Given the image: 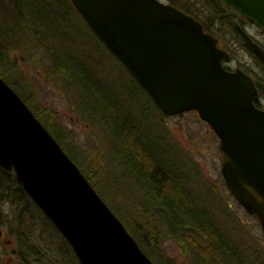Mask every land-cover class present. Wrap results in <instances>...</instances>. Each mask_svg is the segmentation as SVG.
Segmentation results:
<instances>
[{
  "label": "water",
  "instance_id": "1",
  "mask_svg": "<svg viewBox=\"0 0 264 264\" xmlns=\"http://www.w3.org/2000/svg\"><path fill=\"white\" fill-rule=\"evenodd\" d=\"M165 116L197 112L221 140L229 192L264 231V109L253 77L191 15L160 0H70ZM264 30V0H217ZM0 167L81 264H154L80 168L0 76ZM0 229V240L3 237Z\"/></svg>",
  "mask_w": 264,
  "mask_h": 264
},
{
  "label": "rangeland",
  "instance_id": "2",
  "mask_svg": "<svg viewBox=\"0 0 264 264\" xmlns=\"http://www.w3.org/2000/svg\"><path fill=\"white\" fill-rule=\"evenodd\" d=\"M46 1L53 8H45L43 5ZM67 1L75 11L70 0ZM160 1L169 4V0ZM37 3L41 7L40 16L65 17V20H60V30L72 35L75 46H69L70 50L78 57L87 55L91 59L87 66L84 65L86 74L78 68V75L88 84L89 89L86 88V91L89 90L96 97L98 102L95 104L103 106L101 109L108 123L119 129L127 124L136 131L140 130L145 138L151 133L152 137L156 135L157 141L162 140L164 145L174 147L181 163V172L189 177L190 187H193L194 192H198L195 188L198 183L213 187L218 194V204L219 207L222 206L223 212H213L226 226L228 232L225 234L238 247L245 259L244 263L264 264V231L261 223L257 217L247 213L229 192L221 172L225 162L224 154L220 150L221 140L210 125L200 119L197 112L165 117L120 62L97 41L78 13L65 6L64 0H38ZM15 23L12 4L3 5V8L0 6V75L17 84L24 99L30 107L40 112L42 120L50 129V126L58 127L66 134L63 147L73 152L81 171L93 179L99 195L112 208L119 212L118 206L132 207L142 204L143 196L137 194L130 181L118 179L119 166L113 154L108 127L101 124L98 117L87 114V109L80 107V96L71 87L70 79L54 71L47 50L35 42L28 32L14 27ZM246 30L255 41L264 46L262 28L248 21ZM7 48L9 51L5 61L2 51ZM232 56L233 61L229 65L231 69L248 70L257 78L261 76L254 60L239 46L233 48ZM263 83L261 81L264 88ZM260 104L264 108V97ZM65 151L71 156L69 151ZM175 151L173 152L176 153ZM104 173L114 182H105L101 186ZM123 194L134 201H126ZM7 201L5 198L0 205V229L4 235L0 240V264H22L20 245L15 238L21 227L20 220H15L20 213L12 211ZM134 208L133 206L130 211L132 217ZM33 212L40 221L33 227L37 230V239L33 243L36 244L34 247L37 254L26 252L30 255L27 256L30 264H78L75 262V253L61 233L36 210ZM128 220L131 223V219ZM162 224L156 230L162 236L161 247L165 255L175 259L177 264H193L174 238L167 235L168 229Z\"/></svg>",
  "mask_w": 264,
  "mask_h": 264
},
{
  "label": "trees",
  "instance_id": "3",
  "mask_svg": "<svg viewBox=\"0 0 264 264\" xmlns=\"http://www.w3.org/2000/svg\"><path fill=\"white\" fill-rule=\"evenodd\" d=\"M37 2L38 0H0V6L3 8V5L12 4L13 19L16 22L14 27L18 30L21 29L22 32H28L35 42L47 50L50 60L53 62L54 71L69 78L74 92L80 96L79 103L82 102L80 107L87 109V114L98 117L100 123L108 127L110 140L113 144V154L116 156L119 166L120 177L118 179L130 181L137 194L143 196V203L132 205L135 207L133 217L130 215L132 210L130 205L128 207L127 205L118 206L120 211L117 212L115 208L107 204L137 240L141 249L155 264H177L175 259H170L165 255V251L161 247L162 236L160 237L158 230L160 223H163L162 225L168 229L167 235L174 238L181 251L187 254L193 264H245V259L241 256L238 247L232 243L231 237L225 234L228 232L226 226L213 212H223L222 206L219 207L218 204V194L215 193L213 187L197 183L195 188L198 192L195 193L193 187H190L189 177L181 172V163L175 148L164 145L162 140L157 141L156 135L152 137V134L149 133L145 138L140 130L136 131L127 124L119 129V127L108 123L101 109L103 106L99 107L95 104L98 102L96 97L91 95L89 90V92L86 91L89 86L78 75V68L84 73V65L87 66L91 59L87 55L78 57L70 50L69 46H75V41L67 31L60 30V20H65V17L58 18L44 14V16H40L41 7ZM169 3L198 20L206 32L220 40V45L224 49L229 53L231 51V55H233V48L236 46L250 55L258 67L257 69L260 70L261 76L257 78L248 70L244 71L255 79L260 95V99L255 104L261 108L260 102L264 97V88L261 84V81H264V46L248 34L246 30L248 21L217 0H169ZM64 4L72 12H75L67 0H64ZM43 6L47 9L53 8L48 1ZM97 41L100 43L98 39ZM8 51L9 48L2 51L5 61ZM0 76L17 92L48 129L49 126L42 120L40 112L38 113L30 107L20 93L17 84H13L4 75ZM148 99L153 103L149 97ZM50 127L52 129L49 128L51 130L49 132L63 147L66 134L58 127ZM65 149L70 152L71 156L69 157L78 164L73 152L67 147ZM77 166L79 167V165ZM82 172L94 187L93 179L84 171ZM102 177L103 181L101 180L100 185L105 182H114L105 173L102 174ZM122 197L126 201H134L124 194ZM5 198L8 199L7 203L12 211L20 213V216L15 219H19L21 223L15 238L20 245L21 253L19 255L22 258V264H30L27 257L30 255L28 254H37L36 247H34L36 244H33L37 239V230L33 227L40 221L33 210H36L53 228L55 226L18 184L15 173L4 171L0 167V205L3 204ZM128 218L131 219V223ZM30 228H32L31 231ZM157 228L158 230H156ZM67 245L69 248L68 243ZM75 262L81 264L76 255Z\"/></svg>",
  "mask_w": 264,
  "mask_h": 264
}]
</instances>
